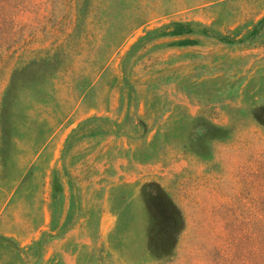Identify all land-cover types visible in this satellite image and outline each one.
Listing matches in <instances>:
<instances>
[{
	"label": "rangeland",
	"instance_id": "374dc122",
	"mask_svg": "<svg viewBox=\"0 0 264 264\" xmlns=\"http://www.w3.org/2000/svg\"><path fill=\"white\" fill-rule=\"evenodd\" d=\"M0 264H264V0H0Z\"/></svg>",
	"mask_w": 264,
	"mask_h": 264
}]
</instances>
